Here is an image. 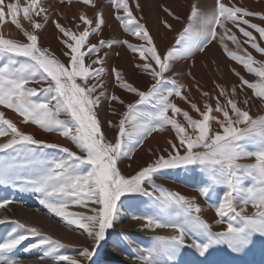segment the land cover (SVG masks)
Returning a JSON list of instances; mask_svg holds the SVG:
<instances>
[{
	"label": "snow or ice",
	"instance_id": "snow-or-ice-1",
	"mask_svg": "<svg viewBox=\"0 0 264 264\" xmlns=\"http://www.w3.org/2000/svg\"><path fill=\"white\" fill-rule=\"evenodd\" d=\"M73 2L59 0V6ZM76 2L97 8L95 0ZM132 2L140 11V4L136 0ZM111 4L120 27L134 37L137 44L126 39H100L98 43H91L90 36L98 35L105 23L98 10L94 18L81 13L74 30L51 19L44 0H24L23 7L16 2L0 0V26L10 22L24 37L23 40L6 39L0 35V57L4 58L0 64V106L20 117L19 124L55 133L74 146L69 148L37 139L0 111V138H6L0 142V186L37 194L39 203L48 213L70 229L75 226L76 230H82L81 235L91 241L90 245L81 247L76 258L59 252L64 247L59 240L42 235L35 227L11 221L13 227L0 238V264H18L12 253L30 236L39 237V240L24 251L43 249L39 259L44 264H92L108 230L115 227L126 210L125 197L148 198L146 210L132 213L130 217L143 222L141 229L173 232L169 237L153 235L150 247L134 249L136 255L128 258L135 264H177L186 248H192L205 260L211 249L220 246L240 254L249 248L254 237H264V115L251 116L247 106L252 97L241 100L236 87L229 93L220 84L216 85L215 96L207 91L201 93L207 98L201 107L200 101L193 102L182 93L185 85L166 75L174 61L186 59L196 51L203 52L213 41H218L228 58L259 78V83L249 82L233 69L241 89L243 86L251 89L258 103L264 105V64L254 67L258 61L252 55H237L224 43L227 39L240 45L235 29L246 38L244 43L264 54V47L256 42L252 31L246 30H254L264 40V27L248 19L254 17L264 21V11L250 10L237 5L235 0H213L210 10L193 4L186 17L187 23L175 38V45L161 53L141 22L142 17L133 14L128 0H111ZM163 10L177 21L183 19L167 7ZM21 14L30 25V31L22 27L18 19ZM49 20L63 45L60 55L39 43L40 32ZM163 23L165 28L172 30L167 21ZM113 44L123 45L132 52L135 68L151 78L150 85L142 90L125 82L121 73L112 69L118 86L133 95V102L106 94L105 60L100 53L105 48L111 49ZM173 96L189 104L198 118L178 107L171 99ZM102 98L126 109L119 114L113 111V115H119L118 123L108 121L110 127L118 129L113 142L106 140L95 111ZM142 105L150 106V110H143ZM62 116L65 118L61 119ZM177 116H182L184 123L179 122ZM165 131L175 134L168 141L165 153L135 174L122 175L118 167L121 158L130 157L152 133ZM43 149H56L63 155H50ZM252 159L253 163H241ZM193 167L204 177L203 186L197 188L202 197L211 200L214 190L222 189L215 215L218 217L216 223L225 225L223 231H212L201 219V208L194 199L167 191L155 183L162 170ZM246 180L250 181L247 186ZM14 202L12 198L0 197V209ZM249 205L253 209L251 214L247 212ZM73 206L77 210H72ZM134 206V201L128 202V208ZM5 223L6 219H0V225ZM197 236L201 240H197Z\"/></svg>",
	"mask_w": 264,
	"mask_h": 264
},
{
	"label": "rangeland",
	"instance_id": "rangeland-1",
	"mask_svg": "<svg viewBox=\"0 0 264 264\" xmlns=\"http://www.w3.org/2000/svg\"><path fill=\"white\" fill-rule=\"evenodd\" d=\"M8 2H16L19 3L21 7L24 6V0H5V3ZM105 2H107V0H95L97 8L93 9L91 6L82 5L74 0L71 5L63 6V8H66L69 12L72 10L76 12L75 16H69L63 15L58 10L57 7L61 6H55L57 3L59 4V0H44V3L49 6L51 19H56L65 26H67V23L73 22L74 30L76 22H79V15L81 13L86 14L89 18H94L95 12L97 10L100 12L101 6H103ZM174 2L176 15L179 16H181L185 11L189 10L190 12V6L193 4L198 3L202 10H210L213 6V0H174ZM235 3L253 11H264V0H235ZM91 10L93 13L90 16L88 13ZM18 19L25 30H31L30 25L23 20L22 14L18 17ZM248 19L252 23H256L259 26L264 27V21H261L258 18L249 17ZM164 21H167L168 24L172 25V30L164 27ZM158 22L161 29L152 34V36L159 51L163 53L175 45V38L178 32L182 30L184 24L187 23V20L182 19L181 21H177L173 19L172 16H169L166 12H164V17L159 18ZM82 28L83 25L81 24V30ZM246 30L252 31L253 36L256 37V42L261 47H264V40L259 38V34L257 32L247 28ZM102 31L103 30L101 29V32L98 35L93 34L90 36V42L98 43L99 40L103 38L106 41H110L111 38L108 35L107 37L105 35L106 33H103ZM118 31L121 33V35L131 37L124 33L122 29H118ZM233 31L241 43L239 46H237L232 41L226 39L224 43L227 45L229 50L242 57H244L246 54L252 55L254 60L258 61L254 67L259 68L261 64H264V54L257 53L250 47L249 44L244 43L246 38L242 37V35L237 30L233 29ZM0 35L6 39H24L21 32L17 30L10 22L0 26ZM131 38L133 39L134 37ZM39 43L41 46L48 47L51 51L55 52L57 55H60V50L63 48V45L60 44L57 29L51 23V20H49L47 25L40 32ZM212 50L216 51L213 52ZM109 52L110 49L105 48L100 53L101 56H104L105 62L103 66L106 71H112L113 65V63H111L112 59L109 56ZM105 53H107V57L105 56ZM127 55L128 64L121 73L122 77L124 78L125 82L145 90L148 84L151 82V78L136 69L134 66L133 56L130 54ZM61 59L66 60V58L62 56ZM3 62L4 58L0 57V64ZM87 62L91 63L90 60ZM181 65H183L182 67H189V69H186L182 73H178L176 71L178 70L177 67H180ZM93 67L99 66L94 65ZM233 69L235 72H239L240 76H243L249 82L259 83L258 77H256L254 74L248 73L242 67V65L237 64L235 61L228 58L220 43L218 41H213V43L208 45V47L203 52L196 51L186 59L174 61L173 68L171 71L166 73V75L170 79L175 80L177 83L185 85L182 93L189 96L193 102L200 101L201 107L203 105V101L207 99L202 97L201 93L207 91L210 96H215L218 91L216 89V85L220 84L225 86L229 93H231V89L233 87H236L240 94L241 100H243L246 96L252 97L249 105L247 106V108L250 110L251 116L255 118L258 115H264V105L258 103V98L253 96L251 89H248L246 86H243L241 89L239 77L234 74ZM104 82L106 85L107 96L110 97L111 95L115 94L120 96L126 102L134 101L135 98L132 94L124 91L118 86V82L115 80L112 72L110 75L105 72ZM30 86L38 87V85ZM171 99L182 110L189 111L190 115H192L194 118H198V114L193 112L190 108V105L185 101L175 96L171 97ZM212 103L214 104L215 101H212ZM241 106L243 107V105ZM140 107L145 111L150 110V106L147 105H142ZM114 110L118 114L126 111L123 106L114 102L109 103L107 99L103 98L100 105L95 109L98 114V119L102 125V132L104 133L108 142L114 141V137L118 131L117 128L110 127L108 124V121L118 123L119 115H113L112 113ZM0 111H3L5 113V117L13 120L14 122L18 123L21 119L15 113L11 112V110L4 109L2 106H0ZM169 115H171V113H169ZM64 118L65 117L63 116L61 117V119ZM175 118L179 122L184 123L182 116H177ZM18 126L22 131L33 134L37 139H42L46 142L58 143L69 148H74L70 141L58 136L55 133H45L33 125H23L18 123ZM128 127L131 129V125H128ZM174 135L175 134L170 131H165L164 133H152L151 136L145 139L142 145H140L133 153H131L130 157H123L118 162V167L122 175L129 176L135 174L137 170L146 166L153 159H155L156 156L165 153V149L169 148L168 141L173 139ZM3 139L6 138H0V142H2ZM249 150H251V146H249ZM43 151L50 155H63L58 153V150L56 149H43ZM253 162L254 159L241 161V163ZM155 183L167 191L175 192L190 199H194L201 208V213L199 214L201 219L211 226L212 231L219 232L224 230L225 225L217 224L216 221L218 217L215 215V205L219 200L222 189L217 187L214 190V195L212 196L211 200L202 197L197 191V188L203 186L204 177L198 168L193 167L190 170H162L157 174ZM249 183L250 181L246 180L245 186H247ZM0 197H9L15 201L14 203L9 204L6 209H0V219H6V223L0 225V238L5 237L13 227L11 221H18L29 227L37 228L42 235L51 237L54 240H59L61 244L64 245V247L59 250V252L62 254L78 258L81 247L91 244L90 240L85 239V236L81 235L82 230H76L75 226H72V229H70L64 224V222L60 221L58 217L48 213L47 209H45L39 203L37 194L21 193L10 186H0ZM123 199L125 200L126 210L122 212L121 219L115 225V227L108 230L106 239L101 242L97 254L93 257L92 264H135L133 259L128 258L136 255L134 249H136L138 246L141 248L150 247L152 244L151 237L153 235L165 237L173 235V232L170 229H157L155 232L143 230L141 229V224L143 223L142 221H134L130 218L132 213H143L146 210L148 198L135 196L125 197ZM129 201H134L135 206L128 208L127 205ZM72 210H77L76 206H73ZM147 210L149 212L153 211L152 209ZM79 211L86 210L79 209ZM252 211L253 209L251 208V205H249L247 212L251 214ZM196 239L201 240V237L197 236ZM38 240L39 237L30 236L28 239L23 241V243L12 253V255L17 258L18 264H44V262L39 259V257L42 255L43 249H34L28 252L24 251L25 248L37 243ZM188 243H191V241H188ZM210 251L211 254L208 255L207 259L205 260V258L199 257L192 248H186L180 254L177 264H200L201 261H203V264H264V237H254L249 248L240 254L231 253L226 247L223 246L213 248ZM61 264H67V262H61Z\"/></svg>",
	"mask_w": 264,
	"mask_h": 264
},
{
	"label": "bare ground",
	"instance_id": "bare-ground-1",
	"mask_svg": "<svg viewBox=\"0 0 264 264\" xmlns=\"http://www.w3.org/2000/svg\"><path fill=\"white\" fill-rule=\"evenodd\" d=\"M128 2L130 4V7L133 10V14L136 15L138 18L142 17L141 22L145 24L147 29L150 31L151 35L156 33V31H158L159 29H161L158 21H159V18L164 17V10L163 9L165 7H167L173 14L176 15L174 0H136V2H138L140 4V8H141L140 11L136 10V3H133L132 0H128ZM57 5H59V4L57 3L55 6H57ZM187 5H188V3H187ZM57 8L63 15L75 16V14H76V12L73 10L69 12V11H67L66 8H63V7H57ZM185 8H186V6H185ZM100 12L102 13L103 19L105 21L104 25L102 26V30H103L102 32L106 33L105 35L106 36L108 35L111 38L110 41L126 39L129 41V43H131L133 45L138 43L135 38L132 39L131 37H126L125 35H121V33L118 31V29H122V28L120 27L119 21H117L115 19V16L117 15V13L112 7L111 0H107V2H105L104 5L101 6ZM188 12H189V10L185 11L181 15V17H183V20H186V17L189 14ZM77 13H78V11H77ZM92 13H93V11L91 10L88 13V15L91 16ZM119 14L123 15L122 12H120ZM67 26L73 28L74 23L73 22L67 23ZM212 51L214 52L216 50H212ZM127 54L134 56V54L132 52H130L125 46L120 45V44H113V47L110 49V52H109V56L112 59V62L111 61L110 62L113 63L112 69H115V70L119 71L120 73H122L128 64V61H127L128 55ZM182 66L183 65H181L180 67L179 66L177 67L178 70H176V71L178 73H182L186 69H189V67H182ZM105 72L110 75V73L112 71H109V70L106 71L105 70ZM150 83L148 84V86L150 85ZM166 87H168V86L166 85Z\"/></svg>",
	"mask_w": 264,
	"mask_h": 264
}]
</instances>
